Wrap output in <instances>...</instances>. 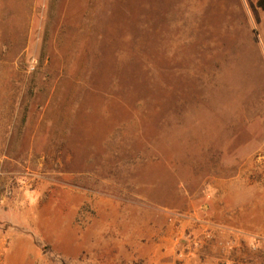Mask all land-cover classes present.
<instances>
[{
  "label": "rangeland",
  "instance_id": "1",
  "mask_svg": "<svg viewBox=\"0 0 264 264\" xmlns=\"http://www.w3.org/2000/svg\"><path fill=\"white\" fill-rule=\"evenodd\" d=\"M0 264H264L256 0H0Z\"/></svg>",
  "mask_w": 264,
  "mask_h": 264
},
{
  "label": "crops",
  "instance_id": "2",
  "mask_svg": "<svg viewBox=\"0 0 264 264\" xmlns=\"http://www.w3.org/2000/svg\"><path fill=\"white\" fill-rule=\"evenodd\" d=\"M72 193L74 194L75 201L70 203L69 208L76 209L79 207V204L82 203L86 199V194L81 190H74V191H72ZM59 203H62L63 205L68 204V200L65 199V197H63V198L60 197Z\"/></svg>",
  "mask_w": 264,
  "mask_h": 264
},
{
  "label": "trees",
  "instance_id": "3",
  "mask_svg": "<svg viewBox=\"0 0 264 264\" xmlns=\"http://www.w3.org/2000/svg\"><path fill=\"white\" fill-rule=\"evenodd\" d=\"M256 5L264 11V0H256Z\"/></svg>",
  "mask_w": 264,
  "mask_h": 264
}]
</instances>
